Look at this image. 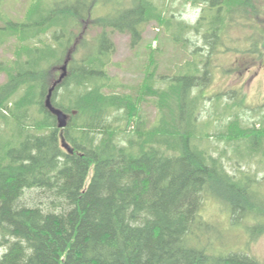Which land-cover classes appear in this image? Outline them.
Returning a JSON list of instances; mask_svg holds the SVG:
<instances>
[{
    "label": "trees",
    "instance_id": "obj_1",
    "mask_svg": "<svg viewBox=\"0 0 264 264\" xmlns=\"http://www.w3.org/2000/svg\"><path fill=\"white\" fill-rule=\"evenodd\" d=\"M176 1L195 9L193 21ZM253 18L264 20V0H33L20 19L0 11V43L14 44L0 63V264H264L223 248V228L202 215L212 200L230 228L264 234V110L246 123L240 94L205 91L213 55L233 48L228 30ZM153 21L183 47L199 35L205 51L163 81L151 61L140 89L125 93L107 71L112 34L135 47ZM256 28L251 53L264 48ZM70 50L51 94L69 115L60 129L44 101ZM143 102L156 109L152 123ZM209 107L212 133L201 119ZM212 136L230 156L211 150Z\"/></svg>",
    "mask_w": 264,
    "mask_h": 264
},
{
    "label": "rangeland",
    "instance_id": "obj_2",
    "mask_svg": "<svg viewBox=\"0 0 264 264\" xmlns=\"http://www.w3.org/2000/svg\"><path fill=\"white\" fill-rule=\"evenodd\" d=\"M32 2L33 0H0V11L2 16L7 19H20L26 14ZM122 3L130 5L132 0H122ZM175 5L182 9V15L180 16L182 19L185 21L194 20L197 13H195L192 6L185 4L183 7L181 4L179 5L178 1L175 2ZM251 23L253 24L252 27L241 28L235 26L228 30L230 36L228 37L230 39L228 44L233 48L229 52L213 55L210 60V64L214 65L213 75L209 85L205 88V91L209 94L219 92L236 96L240 94L243 98L244 108L242 107L239 110V114L246 123H252L254 119L258 118L257 113L255 114L257 108L260 107L264 110V48L261 47L260 53H251L248 50L250 34L256 35V27L264 26V20L253 18ZM92 33V31H89L86 37H91ZM111 38L115 49L107 71L111 77L116 79L117 83L122 84L121 90L125 93H136L140 89L144 75L147 72V66L151 61L156 62L158 65L156 71L158 81H163L169 79L173 74L177 75L180 68L178 66L187 59L193 60L191 52L194 48L201 47L199 51L201 53L205 51L204 42L199 35L189 33L190 40L187 47H183L181 44L171 41L170 37L164 32L163 26L154 21L146 26L140 44L135 47L130 45L128 35L113 33ZM12 41L13 38L0 43V63L12 58L14 49ZM200 55H196V58H200ZM5 77L4 72L0 73V83L5 80ZM139 112L141 118L146 122L152 123L155 120L156 109L151 102H143ZM201 114V119H209L213 122L209 132L218 131V122L212 119L214 114L211 112V107L203 110ZM210 139L211 150L216 153L225 151L230 156V150L224 144V141L216 140L213 136ZM243 164V162L240 163L241 167ZM256 166L257 164L253 162L250 169L253 171ZM258 174L264 179L263 170L259 171ZM202 215L207 221L219 224L223 228L224 233L217 240L220 245L224 246L223 248L244 249L264 262V234L249 238L242 229L230 228L226 225L225 212L218 203L212 200L205 201L202 207Z\"/></svg>",
    "mask_w": 264,
    "mask_h": 264
},
{
    "label": "water",
    "instance_id": "obj_3",
    "mask_svg": "<svg viewBox=\"0 0 264 264\" xmlns=\"http://www.w3.org/2000/svg\"><path fill=\"white\" fill-rule=\"evenodd\" d=\"M71 56V50L67 53L66 58L63 62V64L59 67L60 75L58 77V79L52 84V86L49 88L48 93L45 97V101H44V106L45 108L56 118V123H57V127L60 129H63L66 127L67 125V121L69 119V115L64 113L62 110H60L59 108H56L55 106L52 105L51 103V94L53 89L55 88V86L61 82V80L65 77L66 72H67V66H68V62ZM66 149H68V151H71L67 145L64 146Z\"/></svg>",
    "mask_w": 264,
    "mask_h": 264
}]
</instances>
